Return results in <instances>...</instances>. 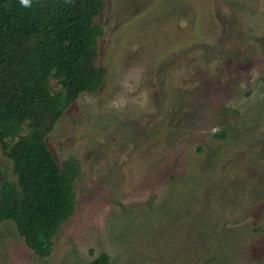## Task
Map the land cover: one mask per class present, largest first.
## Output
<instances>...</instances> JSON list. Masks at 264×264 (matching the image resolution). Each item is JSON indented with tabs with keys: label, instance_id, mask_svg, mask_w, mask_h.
<instances>
[{
	"label": "rangeland",
	"instance_id": "rangeland-1",
	"mask_svg": "<svg viewBox=\"0 0 264 264\" xmlns=\"http://www.w3.org/2000/svg\"><path fill=\"white\" fill-rule=\"evenodd\" d=\"M96 21L106 77L46 136L80 164L75 209L47 256L0 220V264H264V0H105Z\"/></svg>",
	"mask_w": 264,
	"mask_h": 264
},
{
	"label": "trees",
	"instance_id": "trees-1",
	"mask_svg": "<svg viewBox=\"0 0 264 264\" xmlns=\"http://www.w3.org/2000/svg\"><path fill=\"white\" fill-rule=\"evenodd\" d=\"M105 0H0V141L18 181L0 182V220L12 219L26 244L47 256L75 209L74 159L61 168L46 136L82 92H96L107 71L97 65ZM64 91L53 93L52 79ZM29 123L30 130L22 133ZM101 253L95 264H108Z\"/></svg>",
	"mask_w": 264,
	"mask_h": 264
},
{
	"label": "clouds",
	"instance_id": "clouds-1",
	"mask_svg": "<svg viewBox=\"0 0 264 264\" xmlns=\"http://www.w3.org/2000/svg\"><path fill=\"white\" fill-rule=\"evenodd\" d=\"M20 3L24 6V7H29L31 4V0H20Z\"/></svg>",
	"mask_w": 264,
	"mask_h": 264
}]
</instances>
